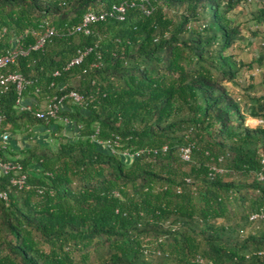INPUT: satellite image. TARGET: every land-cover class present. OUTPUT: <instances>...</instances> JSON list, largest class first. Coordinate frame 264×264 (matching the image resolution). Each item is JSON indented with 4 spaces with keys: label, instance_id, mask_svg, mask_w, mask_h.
Masks as SVG:
<instances>
[{
    "label": "trees",
    "instance_id": "1",
    "mask_svg": "<svg viewBox=\"0 0 264 264\" xmlns=\"http://www.w3.org/2000/svg\"><path fill=\"white\" fill-rule=\"evenodd\" d=\"M46 27L3 70L0 264H264V0H0V54Z\"/></svg>",
    "mask_w": 264,
    "mask_h": 264
},
{
    "label": "built area",
    "instance_id": "2",
    "mask_svg": "<svg viewBox=\"0 0 264 264\" xmlns=\"http://www.w3.org/2000/svg\"><path fill=\"white\" fill-rule=\"evenodd\" d=\"M254 1V0H248ZM260 1V0H255ZM123 10V8H119ZM105 14H98L94 11H89L83 18L82 22L77 26V30H83L85 32H89V25L95 21L104 19ZM54 29L51 27H46L44 30L35 33V43L30 46L28 49L24 48L20 40H16L13 47L7 51L5 54H0V97L2 93L6 92L11 86H15L17 90H21L27 80L24 76L16 71L5 70L11 64H14L17 58L20 55H26L30 49H39L41 48L44 43L46 42L47 38L53 34ZM86 52H80L77 57H75L68 66L73 64H78L83 60L84 55ZM261 69H256L255 71H246V76H252L256 73L260 72ZM66 96H69L74 99V101L80 103L82 101V95L78 94L75 91H70L68 94L63 95L61 97H54L47 103L44 109L37 110L35 115L37 118L48 120L50 117H53L57 114L58 110L60 109L63 100ZM23 108H29L28 105H23ZM259 123H264V118L258 120ZM10 135L9 133H2L0 134V147H5L9 142ZM183 157L185 159L189 158V149L186 148L183 151ZM262 163L264 164V151L262 152ZM21 166L17 163L12 162H0V168L3 169L5 172L13 169H19ZM216 171L223 172L222 169L214 168ZM264 169V168H263ZM12 183L15 185L22 186L24 183V176L22 175L20 178L13 179ZM0 197L6 199L7 193L5 191H0ZM252 219H261L264 220V211L254 213L251 217Z\"/></svg>",
    "mask_w": 264,
    "mask_h": 264
},
{
    "label": "rangeland",
    "instance_id": "3",
    "mask_svg": "<svg viewBox=\"0 0 264 264\" xmlns=\"http://www.w3.org/2000/svg\"><path fill=\"white\" fill-rule=\"evenodd\" d=\"M250 55V54H249ZM242 75V74H241ZM240 80L242 84L245 86L249 80H247L246 75L240 76ZM255 94H264V69L260 74L257 76L256 81L254 83V88L252 90ZM44 142H47V140H44Z\"/></svg>",
    "mask_w": 264,
    "mask_h": 264
},
{
    "label": "crops",
    "instance_id": "4",
    "mask_svg": "<svg viewBox=\"0 0 264 264\" xmlns=\"http://www.w3.org/2000/svg\"><path fill=\"white\" fill-rule=\"evenodd\" d=\"M23 142H24V141H17V142H16V146L23 145Z\"/></svg>",
    "mask_w": 264,
    "mask_h": 264
}]
</instances>
